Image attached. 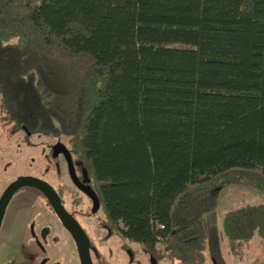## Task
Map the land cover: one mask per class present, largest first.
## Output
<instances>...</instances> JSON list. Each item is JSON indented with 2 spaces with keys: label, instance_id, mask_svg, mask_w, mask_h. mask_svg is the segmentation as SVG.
Segmentation results:
<instances>
[{
  "label": "trees",
  "instance_id": "16d2710c",
  "mask_svg": "<svg viewBox=\"0 0 264 264\" xmlns=\"http://www.w3.org/2000/svg\"><path fill=\"white\" fill-rule=\"evenodd\" d=\"M0 97L67 140L122 238L223 264L219 192L264 191V0H0ZM225 226L264 239V205Z\"/></svg>",
  "mask_w": 264,
  "mask_h": 264
},
{
  "label": "rangeland",
  "instance_id": "374dc122",
  "mask_svg": "<svg viewBox=\"0 0 264 264\" xmlns=\"http://www.w3.org/2000/svg\"><path fill=\"white\" fill-rule=\"evenodd\" d=\"M12 126L4 117L0 97V191L5 183L19 175H37L47 171V175L49 174V177H51V169H49L44 157L48 153L46 144L51 139L44 138L41 135H39L40 137L32 135L29 141L23 140V137L26 136H23L22 132L10 138L8 136L10 131L13 130ZM27 141L29 143H26ZM62 141L67 145L65 138H62ZM51 178H54V176ZM56 184L61 185L62 181L58 179ZM52 185L57 186L53 183ZM72 192L77 194L76 190H72ZM37 195L38 193L35 190L27 189L21 192L19 197L13 198L7 207L0 233V264L22 263V260L17 258L18 256L28 260L31 259V255L26 250L29 241L28 229L36 221H38L35 226L37 239L41 242L42 260L40 264H80L75 244L69 233L56 222L44 224V216L48 213L45 211L44 199ZM18 205L30 208L31 213L17 215L15 210ZM257 205H264L263 190L243 184H232L223 187L219 192L214 225L221 238L220 253L223 264H264V239L257 232L250 238L233 240L231 244V238L225 226V219L230 213L247 206ZM38 213L44 215L40 220L36 217ZM79 213L76 214V218L89 233L93 245L98 246L102 251L106 264H165L147 256L137 243H134L132 249L127 251L126 254L124 249L120 248L119 242L117 245L110 243L113 238L120 240L119 238L116 236L112 238L110 234L102 229L96 231L100 228L99 219L105 216L101 206L97 214L90 215L92 216L90 219L80 217ZM42 227H45L43 231H41ZM2 236L4 238L1 240ZM206 264H209L208 260Z\"/></svg>",
  "mask_w": 264,
  "mask_h": 264
},
{
  "label": "flooded vegetation",
  "instance_id": "af4514ba",
  "mask_svg": "<svg viewBox=\"0 0 264 264\" xmlns=\"http://www.w3.org/2000/svg\"><path fill=\"white\" fill-rule=\"evenodd\" d=\"M19 132H22L23 136L27 137V138L23 137V140L29 141V139L33 135V134H29V133L25 132L24 130L19 129V130H11L8 137L13 138ZM41 136H43L44 138L52 140V141L49 140L46 144V148H48V153L45 154L44 157H45V162L49 165V169H51V177L54 176V178L49 177L50 175L49 174L47 175V171L44 173L37 174V175H28V176L38 178L39 180L46 182L47 184H49L53 188V190L57 193V195L60 199V203L63 206V208L65 209V211L73 219H75V221L79 224L80 228L83 230V232H84V234L88 240V246H89L90 257H91L92 263L93 264H106L105 263L106 260L101 253L102 251L100 250V248L98 246L93 245V242L91 240V237L89 236V233L83 227V225L79 222V220L76 218V214L79 212H82V213H79L80 217L90 219L92 217L90 215H95L100 210V206H101L100 200L96 196V194L93 192V190L90 188V180H89L88 176L81 169V167L77 163V161H75L74 157L72 156V154L70 152L69 147L62 141V139H58L54 135H41ZM28 141L26 143H29ZM45 143H44V145H45ZM58 145H63L64 148L62 146H58ZM64 149H66L68 151V153L71 157L76 180L78 181V183L81 186H79L77 183H75L74 179L71 177L69 163L67 161V156L63 153ZM20 176H27V175H19V176L15 177L14 179H12L11 181H9L8 183H5L2 186V190L0 191V198H1L2 194L4 193V191L6 190V188ZM58 179L62 181L61 185L56 184V181ZM52 183L54 185H57V186L54 187L52 185ZM27 189L35 190L38 193L37 196L44 199L45 211L48 213V215L44 216L41 213H38V215L36 216L37 219L40 220V218H43V216H44V219H43L44 224L45 223L51 224L52 222H56V223L60 224L67 231V229L64 227V225L60 221L59 217L57 216L56 212L52 208L49 200L46 198V196L42 192H40L36 188L23 187V188L17 190L13 194L12 198L10 199L7 207L9 206V204L11 203L13 198H15L17 196L19 197L21 195V192L26 191ZM72 190L73 191L76 190L77 194L75 192H72ZM74 193L76 194V196ZM93 202H94V205H93ZM7 207L5 209V213H4L2 222H1L0 233H1V230H2V227L4 224ZM38 209L40 210V208H38ZM15 213L17 215H19L21 213L22 214L23 213L29 214L31 212H30V208H26L23 205H18L17 209L15 210ZM28 217H29V215H28ZM37 222L38 221L34 222V225L30 226V229H28V240L29 241H28V246H27L26 250L31 255V259L28 260L26 258L24 259L21 256H18L17 258L22 260V263L20 262L18 264H23V263L24 264H40L41 263V260H42L41 247H40L41 242H40V240L37 239V234H36V229H35ZM99 227L100 228L96 229V231H99L102 229L105 232H107L108 234H110V236L112 238H113V236H116L117 238L120 239V240H116L113 238V241L110 242L112 245H117V243L119 242L120 244L119 243L118 244H119L120 248L122 247L124 249V251L126 252V254H127V251H130L132 249L134 242H131L129 240L122 238L119 230L116 227H114V226L110 227L109 225H107L106 220H105V216H104V218L99 219ZM43 229H45V227H42L41 231H43ZM92 231L94 233H96V231L94 229H92ZM46 232H47V230H46ZM69 235L71 236L70 233H69ZM3 238H4V236H2L1 240ZM71 238H72V236H71ZM72 240H73L75 247H76V243H75L73 238H72ZM20 247H22V246L20 245ZM76 250H77V248H76ZM77 254H78V252H77ZM78 258H79V256H78ZM79 262H80V260H79Z\"/></svg>",
  "mask_w": 264,
  "mask_h": 264
},
{
  "label": "water",
  "instance_id": "95a60500",
  "mask_svg": "<svg viewBox=\"0 0 264 264\" xmlns=\"http://www.w3.org/2000/svg\"><path fill=\"white\" fill-rule=\"evenodd\" d=\"M62 146L63 145H58ZM64 148V147H63ZM63 153L67 156V161L69 163L71 177L74 179V182L81 186L78 181L76 180L73 164L71 157L66 149L63 150ZM23 187H32L38 189L42 192L46 198L51 203L52 208L56 212L57 216L59 217L60 221L67 229V231L71 234L72 238L76 243V248L80 260V264H93L90 251L88 246V240L80 228L79 224L73 219L63 208L60 203V199L57 193L53 190V188L47 184L46 182L39 180L38 178H34L31 176H20L14 182H12L4 191L0 198V226L1 222L5 213V209L12 198L13 194L23 188Z\"/></svg>",
  "mask_w": 264,
  "mask_h": 264
}]
</instances>
